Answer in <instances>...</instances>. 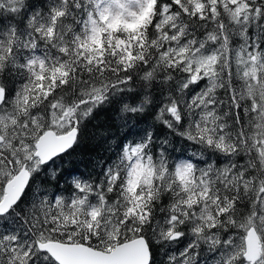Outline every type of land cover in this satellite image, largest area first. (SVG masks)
I'll use <instances>...</instances> for the list:
<instances>
[{
  "label": "snow or ice",
  "instance_id": "6c2138e0",
  "mask_svg": "<svg viewBox=\"0 0 264 264\" xmlns=\"http://www.w3.org/2000/svg\"><path fill=\"white\" fill-rule=\"evenodd\" d=\"M0 264H264V0H0Z\"/></svg>",
  "mask_w": 264,
  "mask_h": 264
},
{
  "label": "trees",
  "instance_id": "16d2710c",
  "mask_svg": "<svg viewBox=\"0 0 264 264\" xmlns=\"http://www.w3.org/2000/svg\"><path fill=\"white\" fill-rule=\"evenodd\" d=\"M112 123L104 114L91 121L83 131L78 145L64 157L62 167L73 174H87L97 161L106 159L109 155V144H114L118 136L126 131L123 128L110 127ZM115 123L118 125L120 121L115 120ZM105 137L109 139L106 140Z\"/></svg>",
  "mask_w": 264,
  "mask_h": 264
}]
</instances>
